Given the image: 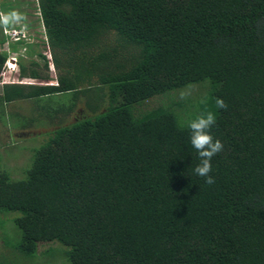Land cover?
<instances>
[{
    "label": "trees",
    "instance_id": "trees-1",
    "mask_svg": "<svg viewBox=\"0 0 264 264\" xmlns=\"http://www.w3.org/2000/svg\"><path fill=\"white\" fill-rule=\"evenodd\" d=\"M12 9L2 0V12ZM34 9L60 72L54 84L3 83L0 122L15 100L46 98L48 108L61 94L71 100L54 114L82 96L91 114L55 127L23 178L0 168V213H18L13 247L32 256L59 241L70 264H264V0H36ZM20 25L29 26L11 27ZM109 33L119 52L102 47ZM37 54L42 65L17 61L19 78L47 81ZM5 60L0 52V73ZM188 84L203 91L181 99ZM206 110L223 144L212 185L193 171L188 128Z\"/></svg>",
    "mask_w": 264,
    "mask_h": 264
},
{
    "label": "rangeland",
    "instance_id": "rangeland-1",
    "mask_svg": "<svg viewBox=\"0 0 264 264\" xmlns=\"http://www.w3.org/2000/svg\"><path fill=\"white\" fill-rule=\"evenodd\" d=\"M8 1L13 5L12 10L21 13L25 18V23L29 24L26 30L30 34L31 49H35L38 53H43L47 57V67L44 69L46 74H48L47 81H40L37 79L27 81L36 84L39 82L46 84L56 83V77L60 71L52 61L50 50L45 49V44L43 42L34 47L33 43L36 41H32L34 36L40 39V41H42L41 37L43 38L44 36L41 27L39 26L37 28L35 22L37 19V10L34 9L36 0ZM1 30L0 26V35L2 36ZM102 43L103 48L110 49L114 46L117 48L118 52L121 50L114 33H109L105 36ZM5 46V44L0 45V51L5 53V51L2 50ZM5 54L7 55L5 61H7V59L9 60L8 56L12 54L7 52ZM18 54L20 55L19 57L17 56ZM18 54L16 52L13 53L15 60L9 62L8 65L10 67H15V70L6 72L4 78L0 79V88L3 82L20 81L17 76V60H21L24 64H28L32 59H35L41 65L46 60L38 54H31L22 48ZM183 88L182 93H186L187 97L191 99L203 91V89L196 84H188ZM94 95V92L90 94L91 101L95 100V98H92ZM45 99L46 98H43V100L35 102L32 99L15 100L6 105L8 114L2 116V121L4 123L0 122V168L7 171L11 179H20L25 176V170L30 165L33 150L45 141L48 134L55 127L91 114L90 110L85 105V98L83 96L76 101L73 111L68 115H56L53 109L60 105H67L71 100L70 94L50 96L48 102L49 107L42 108L40 102H45ZM162 99L163 97H155L152 98L149 103L153 105ZM30 120H33V122ZM27 121H30L29 124H27ZM23 124L25 126L29 125V127L26 129L20 128ZM16 215H18L17 212L0 213V264H70L65 253L67 247L59 241L38 243L37 249L32 256H24L17 251L13 246L18 240L20 232L11 219L12 216L14 217Z\"/></svg>",
    "mask_w": 264,
    "mask_h": 264
},
{
    "label": "clouds",
    "instance_id": "clouds-1",
    "mask_svg": "<svg viewBox=\"0 0 264 264\" xmlns=\"http://www.w3.org/2000/svg\"><path fill=\"white\" fill-rule=\"evenodd\" d=\"M24 16L17 12L0 13V26L21 24ZM7 58V57H6ZM186 93H181V99H185ZM206 103V101H202ZM215 106L217 109L226 110L228 105L222 98H216ZM216 123V115L211 110L201 112L195 119L188 123L190 130V143L199 156V163L193 169L195 175L204 179V183L212 185L215 183L212 171V158L223 150V144L219 139H214L211 128Z\"/></svg>",
    "mask_w": 264,
    "mask_h": 264
},
{
    "label": "built area",
    "instance_id": "built-area-1",
    "mask_svg": "<svg viewBox=\"0 0 264 264\" xmlns=\"http://www.w3.org/2000/svg\"><path fill=\"white\" fill-rule=\"evenodd\" d=\"M27 27L25 25H20L19 27H5L3 26L2 28V33L5 37V42L3 44L6 45V50L10 51L9 48H7V46L10 44V43H14V42H18V41H25V42H30V34L27 32ZM45 47L47 48V46L45 45ZM23 50H26V47L23 46L22 48ZM48 49V48H47ZM12 55L11 56H8L9 57V60L7 59V61L5 62V66L3 68V70L1 71L0 73V79L4 78V75L6 74V72H12L14 71L15 67H10L8 65L9 62L15 60V56L13 55L14 52H10ZM10 75V74H9ZM18 76V74H17ZM18 80L20 81H16L19 82V83H34V82H29L27 80H31L30 78H19L18 77ZM26 80V81H24ZM3 83H13V82H3ZM41 84H46V83H42V82H39Z\"/></svg>",
    "mask_w": 264,
    "mask_h": 264
},
{
    "label": "crops",
    "instance_id": "crops-1",
    "mask_svg": "<svg viewBox=\"0 0 264 264\" xmlns=\"http://www.w3.org/2000/svg\"><path fill=\"white\" fill-rule=\"evenodd\" d=\"M5 1H8V0H5ZM2 1H0V3H1ZM0 13H4V12H2L1 10H0ZM36 22V26H37V28L39 27V25H37V21H35ZM16 25H18V24H16ZM11 26H14V25H9V27H11ZM2 27L3 26H1V29H2ZM6 27H8V26H6ZM1 32H2V30H1ZM3 34V33H2ZM1 36V35H0ZM42 38V37H41ZM32 41H36V42H34L33 43V45H34V47L36 46V45H38L39 43H41V41H40V39H38V38H36L35 36L33 37V40ZM30 44H31V41H30V43H29V46L26 48V49H28V50H30V51H27V52H29V53H31V54H33L34 53V55L35 54H37L38 52L35 50V49H31V47H30ZM0 45H3V43H1ZM22 45H24V46H26L24 43H11V44H9L8 46H7V48H9V50L10 51H8V50H6V46L4 47V49H2V50H4L5 51V53L7 52V53H10V52H16L17 54H18V52H20V49L21 48H23V46ZM14 46V47H13ZM19 47V48H18ZM30 47V48H29ZM2 48V47H1ZM36 51V52H35ZM0 52H2V53H4L3 51H0ZM30 54V55H31ZM7 56V55H6ZM18 57L20 56L19 54L17 55ZM33 60H35V59H33ZM18 61V60H17ZM35 61H37V60H35ZM18 64V63H17Z\"/></svg>",
    "mask_w": 264,
    "mask_h": 264
}]
</instances>
